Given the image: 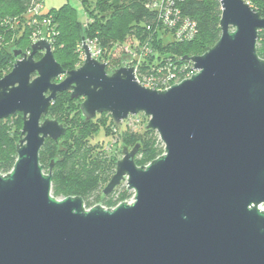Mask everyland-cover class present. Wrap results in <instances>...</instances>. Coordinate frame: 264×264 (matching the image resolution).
<instances>
[{
	"label": "water",
	"instance_id": "1",
	"mask_svg": "<svg viewBox=\"0 0 264 264\" xmlns=\"http://www.w3.org/2000/svg\"><path fill=\"white\" fill-rule=\"evenodd\" d=\"M217 1V41L181 57L195 72L163 90L136 82L133 65L108 73L84 38V60L70 70L44 38L29 53L10 48L0 119L19 112L22 128L13 166L0 173V264H264V15L246 0ZM63 91L82 98L86 121L148 117L163 153L139 166L140 144L123 146L101 190L124 181L132 201L85 208L81 196L51 194L53 161L45 173L39 151L66 133L48 117Z\"/></svg>",
	"mask_w": 264,
	"mask_h": 264
},
{
	"label": "trees",
	"instance_id": "2",
	"mask_svg": "<svg viewBox=\"0 0 264 264\" xmlns=\"http://www.w3.org/2000/svg\"><path fill=\"white\" fill-rule=\"evenodd\" d=\"M36 1L40 0H0V71L8 72L15 61L13 50L3 49L5 42L13 38V43L20 48H23L21 43H24L27 48L30 44V36L26 31L28 28L24 27L22 33L17 35L19 26L11 27L5 22L6 19L16 17L21 19L29 5ZM149 1L80 0L85 14L82 21L77 18L75 10L68 4H63L55 11L43 12V16L50 17L55 31L52 40L55 60L65 70L74 69L78 59L77 47L82 38L95 39L105 59H109L108 64L114 65L113 68L120 64H117L119 60L112 57L120 46L125 49L126 46H138L147 42L151 44L158 60L164 57L170 58V61L176 64L190 63L182 61L181 57L202 54L217 41L220 35L221 13L217 0L178 2L182 14L196 23V34L188 41H174L166 32L161 31L156 21V12L146 7ZM246 1L262 16L264 15V0ZM84 20H87L85 25ZM168 37L170 39L168 41L163 39ZM256 51L264 59V30L258 32ZM36 55L35 59H38ZM80 102V98L71 99L70 93L63 91L57 93L49 106L48 114L53 115L52 117L66 127L65 135L60 137L61 141L46 139L39 151L40 162L49 159L48 167L51 160L54 163L51 181V193L54 197L72 194L90 195L92 191H98L101 184L114 172L115 158L100 155L101 151L100 153L96 151L95 156H92L93 151L101 147L98 142L91 143L92 136L99 129V124L96 123L97 117L89 121L84 119L79 109ZM70 114H73L72 122L69 120ZM8 120V118L0 119V173L3 174L9 172L13 166L16 159V145L20 138L17 126L10 124ZM64 121L69 125L67 126ZM111 123L117 126L112 119ZM72 124L77 129L74 137L71 131ZM122 141L121 148L129 147V144H132V147L136 143L140 144L134 158L139 166L159 156L163 148L155 131L147 129L146 126L142 133L124 132ZM68 143L69 148L64 147ZM64 153L67 154L66 157H63Z\"/></svg>",
	"mask_w": 264,
	"mask_h": 264
},
{
	"label": "built area",
	"instance_id": "3",
	"mask_svg": "<svg viewBox=\"0 0 264 264\" xmlns=\"http://www.w3.org/2000/svg\"><path fill=\"white\" fill-rule=\"evenodd\" d=\"M182 0H150L146 3V7L149 10L156 12V21L161 31L166 32L170 38L174 41H188L196 34V23L182 14L178 7V2ZM43 1L32 2L27 8L25 14L19 18L6 19V23H9L11 27H18L17 35L22 33V29L26 25L35 27L29 34L30 44L38 40V38H44L51 43L53 35L55 34L54 28L51 25V19L48 16H43ZM43 16V17H42ZM29 18V19H27ZM85 24L87 20H84ZM31 27V28H32ZM11 42V41H10ZM91 57L105 62L108 64L109 59H105L102 53V49L97 46L95 39L85 40ZM29 44V45H30ZM82 43L77 47V51L81 60H84V51L82 49ZM29 50L25 51L29 53ZM126 63L124 66L133 65V73L136 82L140 85L152 89H167L174 83L190 77L195 70L190 63H176L170 61V58L157 59L155 51L151 47V44L143 43L142 45L126 46L125 49ZM1 77V74H0ZM135 115H129L125 121L130 122Z\"/></svg>",
	"mask_w": 264,
	"mask_h": 264
},
{
	"label": "rangeland",
	"instance_id": "4",
	"mask_svg": "<svg viewBox=\"0 0 264 264\" xmlns=\"http://www.w3.org/2000/svg\"><path fill=\"white\" fill-rule=\"evenodd\" d=\"M63 4H68V6L73 8L75 10L77 18L80 21H82L85 18L84 9H83V6H82L80 0H43L42 12L47 13V12H50L51 10L55 11L59 7H61ZM83 24L85 25L84 21H83ZM26 27L28 28L26 31H27L28 36H29V34L32 33L31 31H33L32 29H34L35 27H32L30 25H26ZM163 39H165L167 41L170 40L169 37L167 39L166 38H163ZM13 42H14L13 38H11V42L10 41L5 42L3 44V49L9 50L10 48H19V49H22L24 51L29 50V48H27L24 43H21L22 44L21 46L23 48H20L19 45H15ZM41 54L42 53L39 52L36 55V57L37 58L40 57ZM112 55H113L112 56L113 58H116L117 60H119L117 62V64L120 63L119 65H117L118 67L124 66V64L127 61L124 48H122L121 46L118 47L117 50ZM77 58L78 59H77V63H76L75 68L80 66L82 61H83V60H81L79 53L77 55ZM113 66H114L113 64H110V65L107 64L106 70L108 73H111L113 71V69H114ZM6 73H7L6 70L0 71L1 77L3 75H5ZM80 99L82 100V98H80ZM52 116L53 115L48 114V117L54 118ZM21 117H22V114L19 112L7 117L9 119L8 122L10 124H13L15 127L17 126L18 132L21 131V128H22ZM95 117H97L96 123L99 124V129L96 132V134L94 136H92L91 143L98 142L101 147H99V148H97V150L93 151L92 156H95L96 151H99V153L101 151L100 155H102V154L107 155L108 157H113L116 160H118L122 157L121 146L123 145L122 144L123 143V141H122L123 133L126 131L128 133H133V132L142 133L144 131V128H145L147 121H148V117L144 116L142 113H139V114L135 115L134 117H132L131 120H129L130 122H126L125 120L121 121L119 124H116L117 126H115L113 123H111V117H110L109 113L103 112L101 114L95 115ZM69 120H70V122H72L73 114H70ZM19 123H20V127H18ZM64 123L67 126L69 125L65 121H64ZM71 127H72L71 131L73 133L72 137H74L77 134V129L75 126H73V124ZM155 134L158 136L156 131H155ZM158 138H159V136H158ZM59 141H61V140L59 139ZM69 145H70L69 143L65 144L64 147L69 148ZM128 146H129V148H131L132 144H129ZM162 146H163V144H162ZM162 153H163V148H162L161 154ZM60 155L62 156V154H60ZM66 155L67 154L64 153L63 157H66ZM48 161H49V159H45L44 161L40 162L44 166V172L45 173L48 172V169H49ZM149 162H147V163H149ZM147 163H142V164L146 165ZM142 164H140V165H142ZM53 166H54V163H53ZM53 166H52V169H53ZM108 179L104 183L101 184L98 191H94V192L92 191L90 193V195L72 194V195H68V196H74V195L75 196H81L83 198L85 208H90V207H92L94 205H98V204L105 207V208H113L118 203H120L122 201H127V202L132 201L133 191L127 189L124 181H122L114 189V191L111 194H109L107 196H103L101 193V189L107 183ZM64 197H67V196H62V195L56 196L57 199H62ZM260 207L262 209H264V204L260 205Z\"/></svg>",
	"mask_w": 264,
	"mask_h": 264
},
{
	"label": "flooded vegetation",
	"instance_id": "5",
	"mask_svg": "<svg viewBox=\"0 0 264 264\" xmlns=\"http://www.w3.org/2000/svg\"><path fill=\"white\" fill-rule=\"evenodd\" d=\"M68 92H69V91H68ZM59 139H60V138H59ZM59 139H58V140H59ZM116 187H117V186H116ZM116 187H115V188H116ZM115 188H114V189H115ZM113 191H114V190H113ZM113 191H112V192H113ZM112 192H111V193H112ZM101 193H102V191H101ZM111 193H109V194H111ZM109 194H108V195H109ZM102 195H103V194H102ZM103 196H104V195H103ZM106 196H107V195H106Z\"/></svg>",
	"mask_w": 264,
	"mask_h": 264
}]
</instances>
